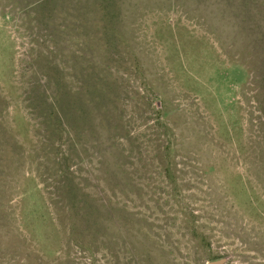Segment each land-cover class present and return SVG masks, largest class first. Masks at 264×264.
<instances>
[{
	"label": "rangeland",
	"instance_id": "obj_1",
	"mask_svg": "<svg viewBox=\"0 0 264 264\" xmlns=\"http://www.w3.org/2000/svg\"><path fill=\"white\" fill-rule=\"evenodd\" d=\"M264 264V0H0V264Z\"/></svg>",
	"mask_w": 264,
	"mask_h": 264
},
{
	"label": "water",
	"instance_id": "obj_2",
	"mask_svg": "<svg viewBox=\"0 0 264 264\" xmlns=\"http://www.w3.org/2000/svg\"><path fill=\"white\" fill-rule=\"evenodd\" d=\"M224 263H225V260H220V261L212 262L209 264H224Z\"/></svg>",
	"mask_w": 264,
	"mask_h": 264
}]
</instances>
